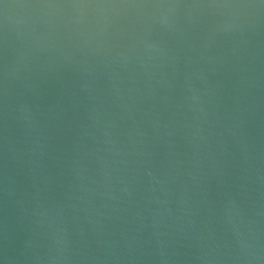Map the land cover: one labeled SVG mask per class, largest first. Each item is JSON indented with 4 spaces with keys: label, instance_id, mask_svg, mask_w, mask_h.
Instances as JSON below:
<instances>
[{
    "label": "water",
    "instance_id": "95a60500",
    "mask_svg": "<svg viewBox=\"0 0 264 264\" xmlns=\"http://www.w3.org/2000/svg\"><path fill=\"white\" fill-rule=\"evenodd\" d=\"M0 264H264V0H0Z\"/></svg>",
    "mask_w": 264,
    "mask_h": 264
}]
</instances>
